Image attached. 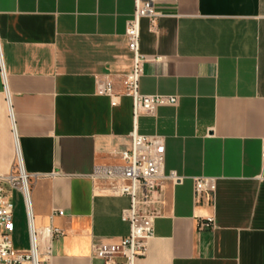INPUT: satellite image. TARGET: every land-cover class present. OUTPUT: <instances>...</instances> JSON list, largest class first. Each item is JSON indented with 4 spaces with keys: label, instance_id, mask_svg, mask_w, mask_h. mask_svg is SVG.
I'll return each instance as SVG.
<instances>
[{
    "label": "crops",
    "instance_id": "1",
    "mask_svg": "<svg viewBox=\"0 0 264 264\" xmlns=\"http://www.w3.org/2000/svg\"><path fill=\"white\" fill-rule=\"evenodd\" d=\"M156 7L157 28L141 20L140 91L179 103L141 116L137 128L164 137L165 173L184 179L163 184L154 236L136 264H264V0ZM134 11L135 0H0V176L18 149L35 177V226L65 233L50 240L46 264H104L92 245L129 235L130 199L105 193L93 175L130 147L132 100L99 94L98 82L123 93ZM197 177L216 180L213 200L195 202ZM54 211L64 216L51 221ZM210 216L215 228L200 232ZM13 245L28 250L29 232L24 248Z\"/></svg>",
    "mask_w": 264,
    "mask_h": 264
},
{
    "label": "built area",
    "instance_id": "2",
    "mask_svg": "<svg viewBox=\"0 0 264 264\" xmlns=\"http://www.w3.org/2000/svg\"><path fill=\"white\" fill-rule=\"evenodd\" d=\"M156 3L157 0H135L134 15L128 21L125 33L128 51L132 55V68L122 79L123 93L116 95L113 82L108 78L98 82L99 94L112 99L128 97L132 100L133 111L130 147L116 153L121 162L97 166L93 175L105 193L130 199V207L122 212L123 221L130 226L129 235L118 244L92 245V257L104 264H136L146 256L147 243L154 236L155 222L161 215L163 184L166 181L181 183L184 179L174 171L165 173L164 137L141 135L137 128L141 116H155L159 107L177 106L179 103L178 95H147L140 91L143 65L147 60L141 53V20L146 18L152 29L157 28L164 14L157 9ZM33 178L26 172L17 149L15 165L10 173L0 176V264H46L51 253L50 240L65 234L62 229L53 226L52 222L43 228L35 226L31 200ZM193 180L195 202L202 201L206 196L213 200L216 180L206 177ZM14 192L21 193L25 204L30 245L24 251L15 249L12 241L15 230ZM56 215L64 216V212L54 211L50 216L51 221ZM215 226L213 216L198 221L200 232L213 230Z\"/></svg>",
    "mask_w": 264,
    "mask_h": 264
},
{
    "label": "rangeland",
    "instance_id": "3",
    "mask_svg": "<svg viewBox=\"0 0 264 264\" xmlns=\"http://www.w3.org/2000/svg\"><path fill=\"white\" fill-rule=\"evenodd\" d=\"M19 193V192H18ZM14 225L13 241L16 248H24L28 242V228L25 204L22 195H15L14 199Z\"/></svg>",
    "mask_w": 264,
    "mask_h": 264
}]
</instances>
